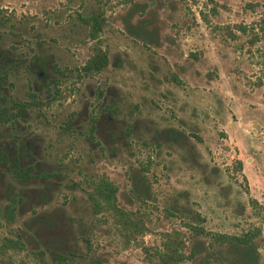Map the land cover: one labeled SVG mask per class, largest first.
<instances>
[{
  "label": "rangeland",
  "instance_id": "374dc122",
  "mask_svg": "<svg viewBox=\"0 0 264 264\" xmlns=\"http://www.w3.org/2000/svg\"><path fill=\"white\" fill-rule=\"evenodd\" d=\"M92 15L108 64L82 74ZM262 20L264 0H0V48L19 57L8 98L27 107L0 147L25 144L20 166L44 175L20 183L0 166V264H154L92 210L101 177L143 221L150 255L176 231L180 264H264ZM17 234L20 249L1 247Z\"/></svg>",
  "mask_w": 264,
  "mask_h": 264
},
{
  "label": "trees",
  "instance_id": "16d2710c",
  "mask_svg": "<svg viewBox=\"0 0 264 264\" xmlns=\"http://www.w3.org/2000/svg\"><path fill=\"white\" fill-rule=\"evenodd\" d=\"M210 1V0H209ZM84 24L88 28V39L94 44L91 47V53L84 63L80 66L79 70L82 74L96 73L106 67L108 64V55L106 50L101 47L99 40V33L101 30V19L98 15H92L83 19ZM264 22V20H262ZM238 30L244 31V27L240 25H234ZM261 58L264 63V51L261 53ZM29 69V65L27 66ZM17 71H19V57H16L8 50L0 48V128L5 126L6 129H11L14 127L16 121L23 112L26 111V105L20 103L17 99L8 98V89L6 87L7 77L9 75L17 76ZM39 73L36 72L34 76ZM258 84H264V65L261 71V76L259 77ZM29 97H34L29 94ZM262 101L264 103V91L261 94ZM92 130V126L89 128ZM173 132L175 136H178L179 132L172 129L169 131ZM177 132V133H176ZM158 135H161L164 130H160ZM167 134V132H166ZM168 135V134H167ZM192 146V145H191ZM23 148H16L12 156H9L6 151L0 147V166L8 170L10 174L20 183H24L30 179L40 178L44 176L43 174L36 173L33 174V169L30 163H27L24 167L19 164L20 156L25 153L26 157L30 156L27 146L24 144L20 146ZM23 153V154H22ZM239 163V162H238ZM240 164H238L239 166ZM89 190L87 191V197L91 203L92 210L95 213L100 211L106 212L114 218L117 224L121 227V233L127 242L140 241V247L147 257L148 263L154 264H180L186 258L188 254L183 251L184 241L179 238V232L173 231L171 233H163L161 236V243L159 246L154 247L152 254L147 248H143L141 245V236L145 230V226L142 220L132 211H126L121 209L117 205L116 201V186L109 181L106 177H101L98 179L88 180ZM16 207V201L14 197H11L10 201L5 205L3 210V218L5 221L9 222L12 220L13 212ZM189 229L193 232L201 233L202 229L196 225H189ZM253 236L247 234L244 236H231L225 234L214 233L211 235V239L218 244H242L245 245L250 242ZM5 249H20L22 244L19 242V235L16 238L6 239L1 245ZM149 255V256H148Z\"/></svg>",
  "mask_w": 264,
  "mask_h": 264
}]
</instances>
